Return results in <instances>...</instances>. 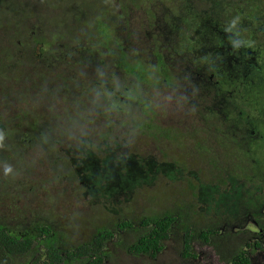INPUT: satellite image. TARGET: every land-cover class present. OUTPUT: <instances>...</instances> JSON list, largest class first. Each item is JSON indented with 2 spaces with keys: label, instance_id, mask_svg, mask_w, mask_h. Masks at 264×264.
Returning a JSON list of instances; mask_svg holds the SVG:
<instances>
[{
  "label": "trees",
  "instance_id": "trees-1",
  "mask_svg": "<svg viewBox=\"0 0 264 264\" xmlns=\"http://www.w3.org/2000/svg\"><path fill=\"white\" fill-rule=\"evenodd\" d=\"M149 1L6 0L5 5H0V144L3 142L5 150H10L7 155L0 152V206L3 204L0 208V264H187L197 259V246L211 247L219 261L225 264H253L252 254L264 250V192L255 198H248L250 193L244 189L235 192V199L242 191L245 192L247 204L235 209L250 215L235 231H221L219 226L223 225L224 219H215L214 212L227 208L229 205L226 202L232 199L231 194L230 198L225 195L237 187H227L225 177L234 178L235 184L238 183L237 179L242 178H254L258 184H264V158L250 160L248 158H255L250 152L226 149L229 147L226 142L220 143L227 153L223 152L221 156L229 158V164L218 173L209 171V174H205L202 162L198 161L197 168L202 167L198 178L186 177L183 181L169 176V185L157 184L151 190L158 191L152 195L150 193L151 207L138 213L130 212L131 215H120L121 219L117 221L109 216L111 211H107V223L92 232L76 231L73 222L58 218V198V202L57 199L41 202L43 212H38L33 205L27 210L23 204L5 201L14 190L12 182L17 175L24 170L41 171L34 162L36 156L38 160L42 159L48 173L75 174L82 181L84 177L94 178L103 186L100 177L103 173L95 168L100 166L107 169L105 174H109V177H118V195L123 194L126 188H149L152 184H143L148 182L145 179L153 178V183L156 176H160L147 174L148 161L142 160L144 154L149 155V138L153 135L147 122L138 128L139 133L137 130L133 133L136 128L124 130L121 141V135L116 139L113 135H107L106 138H111L106 141L113 140L114 144L102 145V151L100 147L99 150L88 149L87 154L76 150L72 153L67 149L62 135L66 133L64 128L71 126L72 134L80 139H68L71 148L79 147L86 128L80 123L64 127L56 123L54 114L57 113H53L52 103L57 101V96L38 91L55 78L63 77L62 63L69 50H78L83 57L86 58L85 54H88L93 61H98L103 48L110 45L112 50L122 47L124 40L120 37L123 34L120 31H126V26H119L120 20L129 16L128 9H143ZM184 1L187 9H191L190 14L201 12L199 14L208 16L216 24L218 30L214 38L224 46V50L231 55H241L239 51L243 53L249 49L255 51L250 55L264 60V0ZM52 10L60 12L53 15ZM61 14L68 18H62ZM10 15H20L22 22L19 23L18 19L12 23L6 22ZM98 48L101 51L96 53ZM247 65H241L240 69H243L242 66L247 68ZM53 66L59 67V70L52 72ZM250 66L252 72L258 73L259 69L264 71V61ZM240 82L245 84L248 81L241 78ZM263 84L261 78L254 79L250 84V103L255 110L264 107L261 95ZM102 85L104 88L97 92L107 95L105 101L118 104L119 95L117 97L115 94V88L105 87L106 82ZM127 88L129 92L134 91L130 86ZM118 90L122 88L118 87ZM83 98L82 95H68L71 106L64 113L80 115L81 118L103 111L102 101L90 103L89 108ZM28 99L32 106H23ZM36 103L41 110L37 109ZM48 113L53 114L51 117L55 126L52 129L60 137L58 144L53 142L48 131ZM134 115L130 118L137 122L139 119ZM255 119H260V116ZM115 141L118 145H125L117 146ZM260 145L263 151L262 139ZM37 148H41L38 154ZM6 168L12 171L5 174ZM138 168L145 172L139 173ZM71 181L77 183L74 178ZM40 185L47 187L44 183ZM176 186L186 187L185 193L191 195L193 200L182 198L172 201L170 205H163V201L170 198L166 189L172 190ZM219 187H225L226 192L219 191L216 195ZM215 197L225 202L215 201ZM123 200L128 201L129 198ZM247 219L252 222L262 220L254 226L246 225Z\"/></svg>",
  "mask_w": 264,
  "mask_h": 264
},
{
  "label": "flooded vegetation",
  "instance_id": "flooded-vegetation-1",
  "mask_svg": "<svg viewBox=\"0 0 264 264\" xmlns=\"http://www.w3.org/2000/svg\"><path fill=\"white\" fill-rule=\"evenodd\" d=\"M128 11L129 16L123 17L119 23V26H126V31H120L123 33L120 37L124 40L122 47H116L115 50H112V45L103 48V54L100 55L103 60L98 56V61H93L88 54H85L86 58L83 57L78 50H69L62 63L63 77L47 83L43 90L42 87L38 88L43 94L57 96L52 107L53 113H57L54 114L56 119L66 118L62 127L80 123L86 128L79 147L67 149L72 153L76 150L84 154L89 153L88 149L99 150L101 147L102 151V145H106V140L111 138H106L107 135H113L115 139L121 135V141L124 130L136 128L133 133L136 130L139 133L138 128L147 122L153 134L149 138V155L142 156V160L148 161L147 174L174 176L185 181L186 177L198 178L202 167L207 172L218 173L229 164V158L221 156L225 152L221 142L228 143L226 149L250 152L255 157L248 158L250 160L264 158V150L260 145L262 139L264 148V119H261L264 107L255 110L250 103V84L256 78L264 82V71L259 69V74L252 72L250 64L262 63L264 60L250 55L255 51L249 49L243 53L239 51L241 55H231L224 50V46L214 38L218 30L216 24L208 16L199 14L201 12L190 14L191 9H187L184 0H150L143 9ZM95 51L98 53L101 49ZM243 64H248L247 68L242 66L244 70L240 69ZM58 70L56 66L51 69L52 72ZM241 78L248 82L242 84ZM103 82H106L105 87L115 88V94L117 97L119 95L118 104L105 101L107 95L97 92L104 88ZM128 86L134 91L129 92ZM118 87L122 90L119 91ZM72 94L82 95L89 108L102 101L103 111L81 118L80 115L64 113L71 106L68 95ZM261 95L264 98V86ZM162 96L168 97V102L162 100ZM171 104L175 105L174 110ZM22 105L31 107L32 102L28 99ZM134 113L139 119L137 122L130 118ZM52 115L47 114V127L53 142L58 144L60 137L52 129L55 126ZM256 116H260V119L256 120ZM67 130L71 133V126ZM115 144L125 145H118L116 141ZM1 147V154L10 153L9 149L5 150L3 142ZM40 150L37 148L36 154ZM170 153L177 155L173 157ZM55 156L58 157L57 153ZM198 160H201L202 167L197 168ZM95 169L103 174L108 172L100 166ZM138 170L139 173L145 172L143 169ZM117 178L113 184L115 189H118ZM225 179L228 180L227 187H237L225 195L230 198L231 194L232 199L226 202L229 206L224 210H216L214 215L216 221L219 217L224 219L223 225L219 226L221 231H235L250 216L245 211L235 209L247 206L244 199L246 193L242 191L235 199V192L244 189L250 193L248 198H255L264 192V184H258L254 178L237 179V184L234 178ZM85 180L87 182L82 185L85 190L90 186L102 185L94 178ZM216 198L215 201L223 203V199ZM17 204L20 205V202L17 201ZM261 220L252 222L247 219L245 224L256 226Z\"/></svg>",
  "mask_w": 264,
  "mask_h": 264
},
{
  "label": "rangeland",
  "instance_id": "rangeland-1",
  "mask_svg": "<svg viewBox=\"0 0 264 264\" xmlns=\"http://www.w3.org/2000/svg\"><path fill=\"white\" fill-rule=\"evenodd\" d=\"M5 4L6 0H0V5ZM59 12V10H52L53 15L59 14ZM61 16L62 18H68V16L65 14H61ZM17 19L19 23L22 22L20 15H10L5 21L12 23ZM46 38H48V36ZM162 100L168 102V97L164 98V96H162ZM37 103V109L41 110L40 105ZM171 109L174 110L175 105L171 104ZM165 110L167 113V109ZM56 123L64 125L66 123V118H57ZM64 129L66 130V133L62 134L64 140L73 139V141H80L78 135H74L72 132L70 133V131L67 132L68 128ZM106 143L107 144L105 146H110L114 144V141H106ZM1 146L2 143L0 144V150L2 149ZM69 146L70 145H66L67 148ZM170 155L176 156L177 154L170 153ZM37 157L38 156L34 158V162L41 171L37 169L24 170L19 175H17L12 182L14 190L11 194H8V199L5 201H19L20 205L23 204L27 210H30V207L33 205L38 209V212H43L45 210L43 209L41 202L58 198L60 200V205L58 204L57 207H59L60 212H56L57 217L65 219L68 222H73L75 230L81 231L83 233L92 232L96 228L105 225L108 221L106 220L108 219L106 216L107 211H111L109 216L114 221H117L121 219L120 215H131L130 212L138 213L143 211L145 208L148 209L151 207L149 202L152 201L150 193L152 195L153 192H158L157 190L152 192L151 190L153 187L157 184L169 185L168 181L170 180L164 175L156 176L157 179L153 183V178H146L145 181L148 180V182L143 184H152L149 186V188L144 190L140 187H135L134 190L126 188V191H124L123 194L118 195V189H115V186L113 185L115 182V177L111 178L108 175L101 174L100 177L102 178L104 186H90L89 189L85 191V188L82 186L87 182L85 177L82 181L80 177L75 176V174L74 176H71L69 174L56 175L55 173H48L44 169L42 159L36 160ZM198 161L201 163V160ZM205 174H209L207 169H205ZM72 178L76 179L77 183L74 184L71 181ZM191 178L194 177L192 176ZM43 183L47 187H41L40 184ZM136 189L138 190L135 191ZM224 190V187H220L219 189L220 192H223ZM166 191L170 198L163 201V205H170L172 201H178L182 198L193 200L191 195L185 193L187 191L186 187L176 186L172 190L166 189ZM124 198H129V200L124 201ZM2 206L3 204H1L0 208ZM148 212L149 211H147V213ZM196 250L198 252L197 259L192 260L187 264H223L218 261L217 256L212 251L211 247L197 246ZM252 263L264 264V250L256 251L252 254Z\"/></svg>",
  "mask_w": 264,
  "mask_h": 264
},
{
  "label": "clouds",
  "instance_id": "clouds-1",
  "mask_svg": "<svg viewBox=\"0 0 264 264\" xmlns=\"http://www.w3.org/2000/svg\"><path fill=\"white\" fill-rule=\"evenodd\" d=\"M11 171H12L11 168H6V169H4L5 174L10 173Z\"/></svg>",
  "mask_w": 264,
  "mask_h": 264
}]
</instances>
